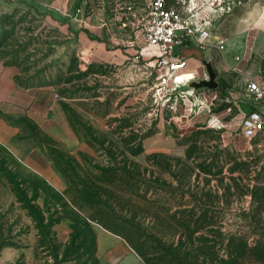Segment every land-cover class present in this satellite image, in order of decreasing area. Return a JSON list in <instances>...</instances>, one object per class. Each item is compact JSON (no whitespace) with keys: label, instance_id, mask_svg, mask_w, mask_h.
I'll return each mask as SVG.
<instances>
[{"label":"rangeland","instance_id":"1","mask_svg":"<svg viewBox=\"0 0 264 264\" xmlns=\"http://www.w3.org/2000/svg\"><path fill=\"white\" fill-rule=\"evenodd\" d=\"M150 1L69 0L73 15L101 23L89 38L103 55L85 62L66 48L78 31L65 28L71 14L59 25L26 0H0V59L16 83L55 90L77 143L69 152L27 128L49 149L62 192L0 145V264H98L97 225L148 264H264V128L241 136L214 63L211 112L167 123L150 71L133 61Z\"/></svg>","mask_w":264,"mask_h":264},{"label":"crops","instance_id":"2","mask_svg":"<svg viewBox=\"0 0 264 264\" xmlns=\"http://www.w3.org/2000/svg\"><path fill=\"white\" fill-rule=\"evenodd\" d=\"M40 12L50 13L56 24H62L71 14L65 28L78 30L68 36L67 49H78L85 62L94 61L102 54L100 43L90 39V33L100 30L98 18H83L68 10L69 0H26ZM76 13L77 10L75 11ZM260 19L264 21V2L249 0L242 7L224 17L216 24L213 42H222L223 50L214 51L212 58L224 94L240 118L251 111L264 117V102L253 101L246 95V81L254 79L264 88V57L260 65H247L252 54L264 56V27L251 32ZM217 30V31H216ZM218 32V33H217ZM66 43V44H67ZM65 48V49H66ZM103 55V54H102ZM104 54V59L110 58ZM190 58L189 68L200 72V65ZM199 67V68H198ZM15 67L6 65L0 59V145L7 149L18 161L38 174L55 191L62 192L64 183L55 169L47 146L28 133L32 128L42 140L50 141L66 151L76 146V138L54 89L48 87H26L16 83ZM95 255L98 264H145L142 258L126 241L110 230L97 225L94 229Z\"/></svg>","mask_w":264,"mask_h":264},{"label":"built area","instance_id":"3","mask_svg":"<svg viewBox=\"0 0 264 264\" xmlns=\"http://www.w3.org/2000/svg\"><path fill=\"white\" fill-rule=\"evenodd\" d=\"M249 0H151L139 34L133 61L149 70V93L155 107L173 117L184 119L210 109L205 92L193 88L181 90L192 82L207 79L204 66L200 72L189 68V58L180 54L181 47L195 46L204 59L214 51L221 52L222 42H213L215 26L224 17ZM80 10H77L79 12ZM144 54L146 57H144ZM246 95L253 101L264 102V88L254 79L245 85ZM206 102V104H205ZM211 112V109L208 110ZM240 134L251 139L264 128V117L251 111L240 118Z\"/></svg>","mask_w":264,"mask_h":264},{"label":"water","instance_id":"4","mask_svg":"<svg viewBox=\"0 0 264 264\" xmlns=\"http://www.w3.org/2000/svg\"><path fill=\"white\" fill-rule=\"evenodd\" d=\"M181 56L185 58H194L199 61L205 69L207 79H202L197 82H192L185 87H180L181 90L193 88L195 92L201 90H214L218 87V81L216 80V72L213 68V58L209 56L207 60L204 59L200 51L193 45L188 47L184 46L180 48Z\"/></svg>","mask_w":264,"mask_h":264},{"label":"trees","instance_id":"5","mask_svg":"<svg viewBox=\"0 0 264 264\" xmlns=\"http://www.w3.org/2000/svg\"><path fill=\"white\" fill-rule=\"evenodd\" d=\"M244 245H246V244H244ZM94 247H95V236H94ZM139 255L142 257V258H144V255H142V254H140L139 253ZM145 264H148V263H146V262H144Z\"/></svg>","mask_w":264,"mask_h":264}]
</instances>
